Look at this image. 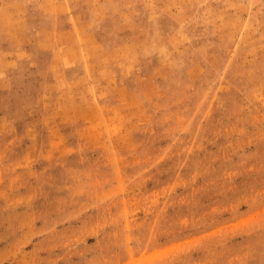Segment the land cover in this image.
<instances>
[{
    "label": "rangeland",
    "instance_id": "obj_1",
    "mask_svg": "<svg viewBox=\"0 0 264 264\" xmlns=\"http://www.w3.org/2000/svg\"><path fill=\"white\" fill-rule=\"evenodd\" d=\"M0 264H264V0H0Z\"/></svg>",
    "mask_w": 264,
    "mask_h": 264
}]
</instances>
